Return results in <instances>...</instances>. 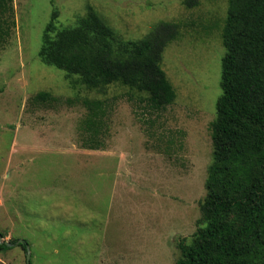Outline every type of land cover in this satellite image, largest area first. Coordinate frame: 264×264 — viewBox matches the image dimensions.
Listing matches in <instances>:
<instances>
[{
    "label": "rangeland",
    "instance_id": "374dc122",
    "mask_svg": "<svg viewBox=\"0 0 264 264\" xmlns=\"http://www.w3.org/2000/svg\"><path fill=\"white\" fill-rule=\"evenodd\" d=\"M227 1L189 10L181 0H12L0 49L1 242L27 244L30 264H175L206 195ZM89 6L125 40L159 22L180 25L162 55L175 92L166 109L152 111L145 93L118 85L88 91L40 61L52 14L57 28L72 26ZM42 91L59 101L31 104ZM73 98L104 102V149L82 147L86 110ZM16 243L0 250V264H26Z\"/></svg>",
    "mask_w": 264,
    "mask_h": 264
},
{
    "label": "trees",
    "instance_id": "16d2710c",
    "mask_svg": "<svg viewBox=\"0 0 264 264\" xmlns=\"http://www.w3.org/2000/svg\"><path fill=\"white\" fill-rule=\"evenodd\" d=\"M12 0H0V49L13 26ZM221 41V94L210 124L212 161L193 240L179 241L175 264H264V0H228ZM186 9L200 0H181ZM56 13L46 25L40 61L76 77L88 91L104 95L118 85L145 93L147 107L163 111L175 92L161 67L165 48L180 36V25L157 23L139 40H125L92 8L74 25L57 28ZM71 86L75 81L69 80ZM74 88V86L72 87ZM56 97L38 92L31 104L52 106ZM79 102L86 113L79 125L88 150L104 149V102ZM16 240L11 244H15ZM22 249L25 245L18 244ZM8 246L0 243V250Z\"/></svg>",
    "mask_w": 264,
    "mask_h": 264
},
{
    "label": "water",
    "instance_id": "95a60500",
    "mask_svg": "<svg viewBox=\"0 0 264 264\" xmlns=\"http://www.w3.org/2000/svg\"><path fill=\"white\" fill-rule=\"evenodd\" d=\"M2 236L0 234V243H4L5 245H7L8 247L12 246V244L6 243V242H1ZM18 244H23L25 245V249H26V264H30V253H29V248L27 246V244H25L23 241H19L16 243Z\"/></svg>",
    "mask_w": 264,
    "mask_h": 264
}]
</instances>
